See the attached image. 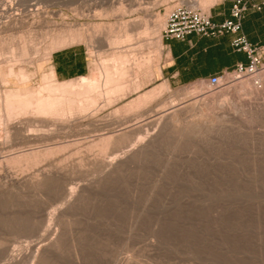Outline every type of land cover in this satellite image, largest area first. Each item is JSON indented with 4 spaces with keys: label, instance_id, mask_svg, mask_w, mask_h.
<instances>
[{
    "label": "rangeland",
    "instance_id": "obj_1",
    "mask_svg": "<svg viewBox=\"0 0 264 264\" xmlns=\"http://www.w3.org/2000/svg\"><path fill=\"white\" fill-rule=\"evenodd\" d=\"M185 1L23 0L9 10L7 0H0V23L8 20L10 13L25 18L9 30L1 31L0 24V83L1 75L5 80L0 92L37 90L42 85L41 75L50 69V58L45 60L42 54L60 26L74 27L83 36L91 33V27H99L91 46L85 40L74 44L85 51L84 76L93 79H99L102 61L118 53L130 58L152 55L153 32L141 35L130 28L131 24L142 21L151 26L159 20L164 27L167 14L176 7L188 6ZM194 7L205 14L211 9ZM123 27L130 30L128 37L122 35ZM162 29L164 53L158 60L152 58L151 69H136L124 78L128 83L136 77L138 85L127 89L125 98L113 108L104 106L100 98L97 107L88 111L94 113L76 117L70 134L65 129L56 132L51 142L22 145L16 141L7 149L12 152L63 146L42 163H48L49 170L59 176H24L34 169L14 176L20 172L1 164L0 264H264L263 54L257 56H261L257 67L232 74L218 88L211 87L206 78L183 82L169 78L163 69L170 64V57L166 56L169 50ZM103 30L121 36V44L108 45ZM23 39L25 50L31 49L26 52L27 60L32 59L30 64L12 62L5 51L16 43L24 48ZM9 65H14L15 71L20 68L26 81L8 76ZM257 73L262 74L260 81L253 80L258 94L250 96L242 85ZM161 84L165 85L163 90H159ZM113 109H117L123 123H113L118 120L109 116ZM193 109L204 115L195 117ZM169 112H173L176 122L171 123ZM136 127L141 136L153 132L158 136L144 155L133 160L135 163L114 173L105 174L102 157L98 162L93 154L96 151L84 149L85 143L108 129L115 134L120 128ZM115 153L120 154V150ZM70 186L80 190L79 199L71 206L62 203L64 191H60ZM51 212L52 224L47 222ZM58 212L62 215L59 220L55 219ZM51 240L57 242L55 246L35 258L38 247Z\"/></svg>",
    "mask_w": 264,
    "mask_h": 264
},
{
    "label": "bare ground",
    "instance_id": "obj_2",
    "mask_svg": "<svg viewBox=\"0 0 264 264\" xmlns=\"http://www.w3.org/2000/svg\"><path fill=\"white\" fill-rule=\"evenodd\" d=\"M3 1H5V0H3ZM22 1L23 0H7V2H8L7 4H9L8 9L12 10L13 4H17V3L22 2ZM24 1H33V3L42 2V0H24ZM218 1L219 0H186L185 3L191 7L198 5V7L201 6L203 9L204 7L209 8L211 6H214V4H216ZM194 8H196V7H194ZM28 12H30V10ZM34 13H36V12H34ZM42 16H44V14ZM2 18L3 17L0 16V20ZM23 19H25V18H22V16H19V14L17 15L14 13L13 15H11V13H10L8 15V20L5 19L6 21L4 23H2V21H1L0 24H2V27L1 26L0 27L2 30L1 29L0 30L3 31V28H4V30H9L10 28L16 26L17 24H22ZM40 22H41V20H40ZM162 26H163V22L159 21V20L155 21L151 26H148L145 22H142V21L133 22L131 24L130 28L133 30H136L139 34L146 35V34H148V32L150 30L153 32V36L151 38V42H152L151 44L153 45V46L151 45L153 47L151 50L152 55H147V56H141L140 55V57H137V58L136 57L130 58V56H128V54H126V53H118L115 58L102 61L101 65H100L99 74H98L99 79H97V78L93 79L89 76H80V77L69 79V80L58 81L55 78V74H54L53 70L49 69L45 74L41 75L42 85H40L37 90H33V89H29V88H22L18 91L17 90H3L2 91L1 90V92H0V166H2L1 164H4L6 167L14 168L16 172H18V171L20 172V173L18 172L19 175H14V176H21L24 172L27 173L28 170L32 171L33 169H34L32 171L33 173L31 172L30 175H26V174L25 175L23 174V175L26 177L27 176H33V177H35V176H39V177L40 176H46V177L47 176H59V175H57V173L55 174L54 172L49 170L50 167H49L48 163L46 164L48 166V168H47V166L43 165L42 163H44L47 158L51 157V155L54 154L53 153L54 150H56L57 148H59L61 150L62 149L61 147H63V146L60 145L61 146L60 147L58 145V147H56L55 145L54 146H48L45 144L46 146L41 147V148L40 147L39 148H36V147L29 148L28 147L29 149H27V150L21 149V150L15 151V149H14V151H12V152L7 151V149L10 148L12 146L11 144H13L16 141H19L23 145V144H27L30 142H32L34 144V142H40L41 143V142L50 141L51 139L53 140V138L57 137L56 132H58V134H60L62 132V130L66 129L69 131L72 128V126H70V125L72 124V122H74V120L76 121V117L78 118L81 115H87V114L91 115L92 113H94V111H93V112H90L91 113L90 114L88 111H89V109L94 110L97 107V100L100 98L104 99V106L113 108V106L116 102L121 101L122 99L125 98V96H126L125 91L127 89H129L131 86L138 85V80L136 79V77L134 78L133 81H130L128 83L126 81H123L124 78H126V76H128L130 73H132L136 69L137 70L151 69L152 63H153L152 58L156 57L158 60V58L164 53L162 50L161 37H160V30L163 28ZM97 27H95V26L91 27V33L90 34L86 33V35L83 36L81 34L82 32L81 33L79 32L80 33L79 34L78 30H76V28L74 29V27H70V26L68 27L66 25L60 26L58 29L59 33H57V34L55 33V36L51 39V42H49V44L45 47L43 54H42V58L47 60L48 58H50V55L52 52L59 50V49H62V48L72 46L78 42H82V40H85L87 42V45L91 46L90 44L92 43L93 35H95V33L97 34V32H99V30H98L99 27L98 28ZM104 27H106V26L104 25ZM123 28H125V29L122 31V35L124 37H128L130 30L127 31L126 27H123ZM88 29H90V28H88ZM105 30H106V28H105ZM107 30L110 31V29H108V26H107ZM103 31H102V33H103ZM109 31L108 32L104 31V33L106 32L104 39L107 40L108 45L114 46V45L121 44V42H122V40L120 39L121 36H116V35L113 36V34L112 35L109 34ZM111 32H112V29H111ZM19 40H18V42H19ZM23 40H24V42H23L24 48H22V46H19V43L18 44L16 43V44H14V46H12L11 44L9 46L6 45V48H7V46H8V48L5 49V51L8 50L7 52L10 53L9 54L10 60L12 62L17 63L18 61H20V62L24 61V62L30 64L31 63L30 61H32V59L31 60L28 59L29 61L27 60L28 55L26 52L28 49L25 50L26 49L25 46H27V45H25V43H26L25 39H23ZM23 40H21V41H23ZM31 40H30V42H31ZM16 41H17V39H16ZM20 45H23V44L20 43ZM0 48H2V47L0 46ZM30 48H32V47H30ZM33 49H32V51L35 50V49L34 50ZM2 50L3 49H1V51ZM30 50H28V51L31 52ZM1 51H0V54L2 53ZM29 52H28V54L32 55V53H29ZM4 55L5 54H3V56ZM166 56L167 57L169 56L168 52L166 53ZM29 58H30V56H29ZM2 60H3V58H2ZM9 68H10V70H9V73L7 74L8 76L13 75L15 78L18 77L19 80L22 82L26 81V79H27L26 74L22 73L20 68L16 69V71L14 69V65H9ZM252 72H254V71H252ZM261 76H262V74H260V73H257L255 75H251V77H249L250 79H248V81L243 83V85H242L243 88L248 91L250 96L254 95V94H258L257 93L258 90L256 88V85H254L253 80L257 79L260 81ZM236 79H237V77H236ZM1 83L2 84L5 83L3 75H1ZM164 88H165L164 84H161L159 86V90H163ZM189 89H191V88L189 87ZM188 93L190 95V92H188ZM185 94H187V93H185ZM191 95H193V94H191ZM214 99L215 98L210 99L211 101L207 99V102L206 101L205 102H206V104H208V102L210 101V105L213 108ZM197 109H193L195 111L193 114L195 115V117H196V115L198 116V118L202 117L204 115V113H201L200 110H199L200 111L199 112ZM169 113H170V117H171L172 116L171 114H173V112L172 113L169 112ZM162 115H164V113ZM162 115H161V118L164 117ZM109 116H111L112 119H115V118H113V116L117 117V109L111 110V112L109 113ZM159 118H157V119L161 120ZM117 119L118 120H113V123L114 122H116V123L122 122L120 117L119 118L117 117ZM169 120L171 121V123L176 122L174 116H172ZM159 122L157 121V123H159ZM161 124H160V126H161ZM106 125H107V123H106ZM109 125H110V122H109ZM33 127H35L36 129ZM49 127H51V129H48ZM38 128L39 129L41 128V130L43 128H46V130L41 131ZM155 128H157V127H155ZM27 129H29V130H27ZM30 130H32V131L30 132ZM105 130H107V129H105ZM25 131L27 133L23 134L22 132H25ZM134 131H135V133H134ZM110 132L111 131L108 129L107 132L105 131V133L103 132V134L97 135L96 137L92 138L91 141H89L88 143H85V145H84V147H85L84 149H86L88 152L89 151L90 152L96 151V153L94 152L93 154H95L94 156L97 159H99V157L100 158L102 157L101 162H100V159L98 160V162H100V164L103 167L102 171L105 172V174L107 173L108 175H109V173L116 172L118 169H120L121 167H123V166H125L131 162L135 163L136 160L135 161H133V160L138 158V157H141L142 154L144 155L145 151L151 145L153 140L155 141V138H157L156 136H158V134L156 135L154 132H153V134L141 136L142 132L140 131L139 127L132 128V129H130V128L129 129L128 128H124V129L122 128L121 129L120 128V130L118 132H115V134H112ZM156 132H157V130H156ZM69 134H70V131H69ZM54 141H55V139H54ZM20 143L17 142L18 145ZM24 146H26V145H24ZM53 147H55V148H53ZM122 149H123V151H122ZM109 150H111V152H107ZM119 150H120V154H118V155L116 153H115V155L113 154L114 151L117 152ZM96 158H95L94 162H96V160H97ZM103 158L106 160H104ZM90 161H91V159H90ZM41 165H43V167L45 166L44 169H43V167H40ZM75 165H77V164H75ZM101 165H100V167H101ZM61 171H63V169H61ZM39 177H37V178H39ZM22 181L19 180L18 183L22 184ZM27 181H29V180H27ZM61 182H63V181H61ZM95 182H97V181H95ZM27 183H29V182H27ZM27 183H26V185H27ZM30 185H31V182H30ZM37 185L38 184H36V186ZM60 191H64L62 194H64L63 200L64 199L65 200L62 203L65 204V202H66V204H68L70 206L77 200L78 195H80V194H78V191H80V190L77 191L76 188L74 189L71 186L69 188L65 187L63 190H60ZM60 196H59V198H60ZM81 197H82V195H81ZM68 207H66V209ZM51 214L52 215L50 216V213H49V217H47L48 221H47V219H45L47 222H49V221L51 222V220L54 218L52 212H51ZM59 216L62 217L61 212H58V216H55V219L59 220ZM51 224H52V222H51ZM56 243H57L56 241L51 240L49 243H47L46 246H44L42 248L38 247V250L36 251V254L34 257L37 258L39 255L41 256V253L52 248L53 246H55Z\"/></svg>",
    "mask_w": 264,
    "mask_h": 264
},
{
    "label": "crops",
    "instance_id": "obj_3",
    "mask_svg": "<svg viewBox=\"0 0 264 264\" xmlns=\"http://www.w3.org/2000/svg\"><path fill=\"white\" fill-rule=\"evenodd\" d=\"M234 0H219L210 9V19L220 23L229 18ZM261 6L250 8L241 21L240 35L252 45L264 47V0H253ZM233 36L224 34L217 37L189 35L183 41L167 40L170 64L166 65L169 78L194 81L208 79L223 71L233 70L237 64H247L244 53L236 52L230 43ZM50 69L55 78L69 80L84 76L87 70L85 51L78 45L56 50L50 55Z\"/></svg>",
    "mask_w": 264,
    "mask_h": 264
},
{
    "label": "built area",
    "instance_id": "obj_4",
    "mask_svg": "<svg viewBox=\"0 0 264 264\" xmlns=\"http://www.w3.org/2000/svg\"><path fill=\"white\" fill-rule=\"evenodd\" d=\"M250 8L259 10L261 6L254 3L253 0H234L229 11V18L220 23H214L211 21L209 14H205L191 6H179L167 14L161 36L166 41H183L189 35L200 37L232 35L233 38L230 43L232 49L244 53L248 63L237 64L233 70L223 71L207 79L211 87L218 88L232 74L239 75L248 69L257 67L261 57H257L259 53L263 54L264 57L263 46L252 45L247 42L244 36L240 35L241 21Z\"/></svg>",
    "mask_w": 264,
    "mask_h": 264
}]
</instances>
